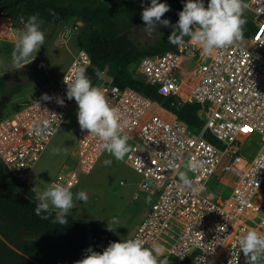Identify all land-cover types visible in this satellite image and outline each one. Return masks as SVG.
Segmentation results:
<instances>
[{
	"label": "built area",
	"instance_id": "obj_1",
	"mask_svg": "<svg viewBox=\"0 0 264 264\" xmlns=\"http://www.w3.org/2000/svg\"><path fill=\"white\" fill-rule=\"evenodd\" d=\"M254 32L217 49L207 62L197 61L198 46L182 40L175 50L140 59L135 70L164 95L179 103L202 105L205 124L192 129L185 121L162 108L133 87L120 88L107 70L95 85L101 86L110 103L127 123L123 133L132 146L128 159L140 174V189L154 201L134 237L149 244L163 243L165 255L189 264H247L239 249V237L248 228L264 234V0L245 1ZM90 59L83 50L58 84L48 93L52 100L32 95L17 103L15 112L0 120V161L7 171L29 182L54 134L44 139L32 130L34 120L49 118L53 127L63 124L75 99H67V85L75 66L87 69ZM64 98V104L55 96ZM37 100H40L38 103ZM59 130V129H58ZM209 130L214 143L204 132ZM258 137L249 158L243 153L244 136ZM98 137L84 130L69 162L51 181L71 184L74 191L81 176L90 173L103 151ZM191 158L204 161L200 170L188 171ZM187 171L197 193L181 187L178 172ZM149 182V188L142 187ZM222 182L216 189V183ZM226 225V228H221Z\"/></svg>",
	"mask_w": 264,
	"mask_h": 264
},
{
	"label": "trees",
	"instance_id": "obj_2",
	"mask_svg": "<svg viewBox=\"0 0 264 264\" xmlns=\"http://www.w3.org/2000/svg\"><path fill=\"white\" fill-rule=\"evenodd\" d=\"M170 5L163 18L172 24L178 20L183 0H165ZM150 0H0V18L15 21L26 15H37L47 22L62 24L76 19L79 31L77 47L87 53L90 64L86 74L94 84L101 72L113 77L120 88L127 86L140 91L153 102L175 114L192 129L201 130L205 124L202 105L179 103L173 95L161 94L158 88L135 75V66L144 56L175 50L178 44L169 43L171 25H155L153 41L136 43L133 30L145 27L141 12ZM243 36L254 32V25L246 12ZM183 40L190 41L189 37ZM205 137L216 143L206 130ZM36 191L25 181L9 173L0 161V264H74L84 250L92 246L102 251L109 242L120 240V235L102 223L69 213L68 224H54L52 217L36 215ZM54 215V214H53ZM171 264H189L168 256Z\"/></svg>",
	"mask_w": 264,
	"mask_h": 264
},
{
	"label": "clouds",
	"instance_id": "obj_3",
	"mask_svg": "<svg viewBox=\"0 0 264 264\" xmlns=\"http://www.w3.org/2000/svg\"><path fill=\"white\" fill-rule=\"evenodd\" d=\"M246 7L244 0H183V7L178 12L179 18L172 24L168 18L162 19L163 14L169 11L170 5L165 0H150L143 8L141 17L146 22L144 25L149 33L157 24L165 27L171 25L169 43H181L187 36L192 44L199 47L201 56L208 57L215 50L234 45L242 39L243 25L246 24L243 13ZM41 23L38 16L33 14L28 17L23 28L17 31L11 53V68L22 70L35 60L38 50L45 43L46 34ZM4 72H0V76ZM64 80L67 85V99L74 98L78 105L77 119L81 130H88V134L99 138V151H107L115 159L123 160L131 146L128 143L130 137L123 133L127 121L122 119L119 108L110 103L101 86L92 83L85 67L75 66L70 81L65 77ZM52 99L53 96L48 93H43L40 97L42 101ZM55 99L60 105L65 102L64 98L58 95ZM40 100H37L38 103ZM53 123L49 118L34 120L32 130L47 139L48 134H54L59 129V125L53 127ZM61 151L59 147L52 148L53 153ZM103 163L109 165L112 161L106 159ZM204 163L198 158H191L186 162L185 168L188 171L200 170ZM178 175L182 188H187L193 193L205 190L202 184L193 186L187 171H180ZM142 187L147 190L149 182H145ZM71 189V184L52 183L36 192L35 214L45 220L52 217L54 224H68L70 210L78 201L87 202L89 199L85 190L74 193ZM146 200H150V196ZM106 222L110 231H115L117 226L121 225L116 216ZM220 227L224 229L227 226ZM239 249L245 253L247 264H264V234L255 228H248L240 235ZM165 252V245L158 240L149 244L140 236H125L109 242L102 251L88 246L74 264H171Z\"/></svg>",
	"mask_w": 264,
	"mask_h": 264
},
{
	"label": "rangeland",
	"instance_id": "obj_4",
	"mask_svg": "<svg viewBox=\"0 0 264 264\" xmlns=\"http://www.w3.org/2000/svg\"><path fill=\"white\" fill-rule=\"evenodd\" d=\"M103 1L112 3L114 0ZM244 12L248 13V10L245 8ZM29 16L20 17L15 21L9 18L0 21V72L5 71L0 76V120L13 114L18 102L32 95L46 93L58 84L81 51L76 43L79 31L76 19L55 24L38 18L46 34L44 45L38 50L35 60L22 70L11 68V53L16 33L23 28ZM131 35L136 43L153 41L157 36V28L154 26L152 32L149 33L143 27L136 31L133 30ZM239 42L248 43L244 39ZM212 55L202 57L199 53L197 61L207 62ZM135 75L141 77L137 70H135ZM77 108L78 106L72 107L33 170V176L28 184L36 192L43 190L51 183L69 162V157L76 148V142L84 131L78 123ZM244 140L246 144L243 153L250 158L256 151L258 137L256 135L244 136ZM128 143L132 146L130 140ZM54 147H59L62 151L53 153L52 148ZM128 153L123 160H117L107 151H103L93 170L81 176V184L74 191L75 193L78 190H85L89 199L87 202L78 201L69 212L76 217L96 220L105 227H107L106 220H110L113 216L118 217L121 225L117 226L115 232L121 238L134 237L138 226L155 199L154 196L140 189L141 176L130 163ZM106 159L111 160L112 163L105 165L103 161ZM221 185L222 182H217L216 189H220ZM149 196L150 200H146Z\"/></svg>",
	"mask_w": 264,
	"mask_h": 264
},
{
	"label": "crops",
	"instance_id": "obj_5",
	"mask_svg": "<svg viewBox=\"0 0 264 264\" xmlns=\"http://www.w3.org/2000/svg\"><path fill=\"white\" fill-rule=\"evenodd\" d=\"M248 14V13H247ZM1 18H3V17H1ZM79 140V139H78ZM78 140H77V142H76V145H77V143H78ZM258 145V144H257ZM256 149H257V147H256ZM72 155V154H71ZM71 157V156H70ZM70 157H69V159H70ZM68 162V161H67ZM64 168V167H63ZM29 183V182H28ZM78 188V187H77ZM75 191V190H74ZM73 191V192H74ZM147 214V213H146ZM146 216V215H145ZM145 216H144V218H145ZM141 224V223H140ZM139 227V226H138ZM138 229V228H137ZM137 231V230H136Z\"/></svg>",
	"mask_w": 264,
	"mask_h": 264
},
{
	"label": "bare ground",
	"instance_id": "obj_6",
	"mask_svg": "<svg viewBox=\"0 0 264 264\" xmlns=\"http://www.w3.org/2000/svg\"><path fill=\"white\" fill-rule=\"evenodd\" d=\"M4 19H8V18H7V17L0 18V21H1V20H4Z\"/></svg>",
	"mask_w": 264,
	"mask_h": 264
}]
</instances>
